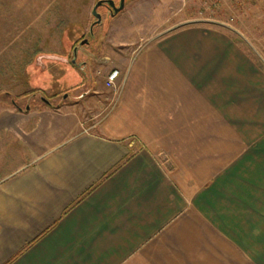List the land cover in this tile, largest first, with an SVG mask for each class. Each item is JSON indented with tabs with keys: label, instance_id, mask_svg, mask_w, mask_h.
I'll list each match as a JSON object with an SVG mask.
<instances>
[{
	"label": "crops",
	"instance_id": "0c3cea01",
	"mask_svg": "<svg viewBox=\"0 0 264 264\" xmlns=\"http://www.w3.org/2000/svg\"><path fill=\"white\" fill-rule=\"evenodd\" d=\"M125 66L95 121L0 108V264H264L251 59L187 25Z\"/></svg>",
	"mask_w": 264,
	"mask_h": 264
},
{
	"label": "rangeland",
	"instance_id": "374dc122",
	"mask_svg": "<svg viewBox=\"0 0 264 264\" xmlns=\"http://www.w3.org/2000/svg\"><path fill=\"white\" fill-rule=\"evenodd\" d=\"M97 1L0 0V108H73L95 121L113 104L108 74L118 71L120 85L133 55L187 25L226 35L264 78V0H127L113 18L100 9L102 26L88 38Z\"/></svg>",
	"mask_w": 264,
	"mask_h": 264
},
{
	"label": "water",
	"instance_id": "95a60500",
	"mask_svg": "<svg viewBox=\"0 0 264 264\" xmlns=\"http://www.w3.org/2000/svg\"><path fill=\"white\" fill-rule=\"evenodd\" d=\"M127 0H117L116 4L114 3V1L112 0H98L92 10H91V16H92V22L89 26L88 29V38H92V34L94 32V29H96L98 26H102V19H101V14L99 13V10L102 7H106L107 8V12H106V19H110L113 18L115 16H117L124 8L125 2ZM107 26V24H106ZM104 26V27H106ZM89 40L88 39H83L82 41H80L78 43V46H82L85 44H88ZM76 52H77V47H75L73 49V55L74 58L76 57ZM72 63H74V60L72 61ZM86 64V63H84ZM47 103V102H45Z\"/></svg>",
	"mask_w": 264,
	"mask_h": 264
},
{
	"label": "built area",
	"instance_id": "2783aa9c",
	"mask_svg": "<svg viewBox=\"0 0 264 264\" xmlns=\"http://www.w3.org/2000/svg\"><path fill=\"white\" fill-rule=\"evenodd\" d=\"M119 76V72L111 71L106 78V87L110 89H116V82Z\"/></svg>",
	"mask_w": 264,
	"mask_h": 264
},
{
	"label": "flooded vegetation",
	"instance_id": "af4514ba",
	"mask_svg": "<svg viewBox=\"0 0 264 264\" xmlns=\"http://www.w3.org/2000/svg\"><path fill=\"white\" fill-rule=\"evenodd\" d=\"M112 1H114L115 4L117 2V0H116V2H115V0H112ZM101 10L103 11L104 16H106L107 8L106 7H102Z\"/></svg>",
	"mask_w": 264,
	"mask_h": 264
}]
</instances>
